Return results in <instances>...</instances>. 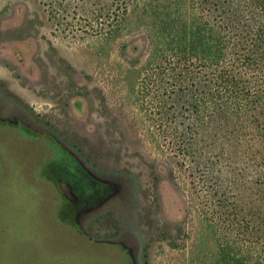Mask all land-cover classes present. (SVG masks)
I'll use <instances>...</instances> for the list:
<instances>
[{
  "label": "rangeland",
  "instance_id": "1",
  "mask_svg": "<svg viewBox=\"0 0 264 264\" xmlns=\"http://www.w3.org/2000/svg\"><path fill=\"white\" fill-rule=\"evenodd\" d=\"M217 5L0 0V264L264 262L250 178L226 214L193 172L215 138L192 152L189 112L170 95L162 117L140 92L147 63L169 69L173 43L193 19L216 21ZM207 156L219 172L240 167L234 151ZM61 157L72 180H86L82 198L46 166Z\"/></svg>",
  "mask_w": 264,
  "mask_h": 264
},
{
  "label": "trees",
  "instance_id": "2",
  "mask_svg": "<svg viewBox=\"0 0 264 264\" xmlns=\"http://www.w3.org/2000/svg\"><path fill=\"white\" fill-rule=\"evenodd\" d=\"M217 1L216 21L206 16L198 24L193 19L190 31H185L189 35L173 43L169 69L147 63L140 92L162 117L169 114L164 109L170 95L177 113L189 112L188 147L192 152L204 146L201 142L206 137L215 138L208 142L210 152L223 148L238 155L240 167L219 172L217 159L211 161L208 151L203 164L202 157L201 162L193 159V172L204 173L207 192L218 194L224 212L233 215L235 206L228 207L241 199L245 190L239 189L250 178V232L264 241V0ZM170 76L177 83L167 89L165 78ZM247 153L248 173L242 166ZM259 259L256 254V264H264Z\"/></svg>",
  "mask_w": 264,
  "mask_h": 264
},
{
  "label": "flooded vegetation",
  "instance_id": "3",
  "mask_svg": "<svg viewBox=\"0 0 264 264\" xmlns=\"http://www.w3.org/2000/svg\"><path fill=\"white\" fill-rule=\"evenodd\" d=\"M62 159L59 161H57L56 159H54L53 161H50L49 163H46V166L50 167V169H54V170H58V177L57 180H59L60 182H64L65 184L70 183L72 184V188H74V190H72V192L74 193V195H77L79 197H83L85 195V189L83 190V194H81V190L79 187H81L82 185H85L86 180L82 179V181L78 182L77 180H72L71 177H69V175L72 174V172L69 169V166L67 163H63V159L64 157H61ZM99 188H96L95 191H97ZM77 196V197H78ZM87 196V195H86ZM86 201L89 203L87 204V206H89L91 204L89 197L86 199ZM91 206V205H90ZM85 208V207H84Z\"/></svg>",
  "mask_w": 264,
  "mask_h": 264
}]
</instances>
